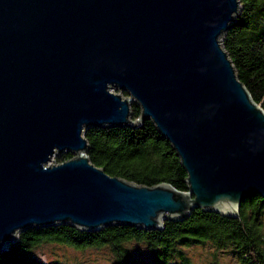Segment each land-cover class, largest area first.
<instances>
[{
  "label": "water",
  "instance_id": "1",
  "mask_svg": "<svg viewBox=\"0 0 264 264\" xmlns=\"http://www.w3.org/2000/svg\"><path fill=\"white\" fill-rule=\"evenodd\" d=\"M239 10L238 0H0V252L31 227L159 230L195 209L238 218L246 196L264 199V110L221 42ZM145 119L179 157L187 191L89 161L85 129Z\"/></svg>",
  "mask_w": 264,
  "mask_h": 264
},
{
  "label": "trees",
  "instance_id": "2",
  "mask_svg": "<svg viewBox=\"0 0 264 264\" xmlns=\"http://www.w3.org/2000/svg\"><path fill=\"white\" fill-rule=\"evenodd\" d=\"M238 1L240 10L221 42L238 79L264 110V0ZM121 93L127 95L125 91ZM130 110L133 119L139 116L137 103L132 102ZM83 136L89 161L109 175L139 185L166 182L179 191H187V174L179 157L150 119L138 126L88 127ZM71 157L70 153H63L57 160ZM263 216L264 199L251 194L241 201L238 218L195 209L183 220H164L159 230L123 224L96 231L65 223L31 227L19 232L16 240L0 252V264H43L34 253L43 243L76 249L107 247L114 256L111 264H141L128 247L131 242L144 244L150 257L147 264H191L182 248L205 244L233 254L239 264H264Z\"/></svg>",
  "mask_w": 264,
  "mask_h": 264
},
{
  "label": "rangeland",
  "instance_id": "3",
  "mask_svg": "<svg viewBox=\"0 0 264 264\" xmlns=\"http://www.w3.org/2000/svg\"><path fill=\"white\" fill-rule=\"evenodd\" d=\"M58 157L52 156L49 163H58ZM262 223L264 228V216ZM128 247L141 264L150 263L144 244L131 242ZM182 250L191 264H239L233 254L216 251L207 244L194 245ZM34 253L43 264L52 261L62 264H111L114 261V256L107 247L76 249L59 243H43L34 250Z\"/></svg>",
  "mask_w": 264,
  "mask_h": 264
}]
</instances>
